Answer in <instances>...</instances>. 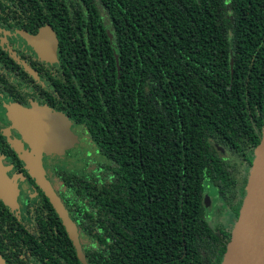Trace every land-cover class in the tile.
Segmentation results:
<instances>
[{"label": "trees", "instance_id": "16d2710c", "mask_svg": "<svg viewBox=\"0 0 264 264\" xmlns=\"http://www.w3.org/2000/svg\"><path fill=\"white\" fill-rule=\"evenodd\" d=\"M73 5L84 6L82 121L110 161L90 196L101 246L89 263L202 264V197L220 166L212 141L254 147L264 123V0ZM58 238L48 237L51 258Z\"/></svg>", "mask_w": 264, "mask_h": 264}, {"label": "flooded vegetation", "instance_id": "af4514ba", "mask_svg": "<svg viewBox=\"0 0 264 264\" xmlns=\"http://www.w3.org/2000/svg\"><path fill=\"white\" fill-rule=\"evenodd\" d=\"M76 1L60 4V0H0V159L17 190L15 209L2 201L4 206L0 205V256L5 264H81L72 242L74 256L67 255L68 234L19 157L21 151L16 148H30L8 116L7 107L11 105L45 106L70 120L78 142L62 155L43 156L41 165L45 178L77 227L87 263L90 264L91 252L100 261L99 207L97 201L91 205L90 196L99 192L105 177L103 165L110 161L82 121L86 106L83 102L86 90L82 84L85 22L84 6H74ZM36 44H40L41 51L42 44L47 46V51L41 52ZM48 44H51L49 50ZM90 74L95 77L100 73L97 75L91 69ZM88 143L90 147L82 150L81 157L74 158V151ZM212 143L220 166L206 180L202 197L211 235L198 248L202 264H213V253L223 244L226 248L258 144L252 147L242 143L230 148ZM48 237H59L64 243L63 249H53L57 255L52 258Z\"/></svg>", "mask_w": 264, "mask_h": 264}, {"label": "water", "instance_id": "95a60500", "mask_svg": "<svg viewBox=\"0 0 264 264\" xmlns=\"http://www.w3.org/2000/svg\"><path fill=\"white\" fill-rule=\"evenodd\" d=\"M38 45L40 44H36V47L41 51ZM50 45L48 44V50ZM42 46L44 49L41 52H46L47 46ZM7 109L13 127L19 131L30 148H16L21 151L18 153L20 159L52 204L80 263L88 264L80 245L77 227L45 178L41 165L43 156L62 155L66 149L78 142L70 128V120L64 114L41 105L31 108L11 105ZM16 197V183L8 177L7 169L0 159V200L9 208L15 209ZM0 264H5L1 256ZM220 264H264V123L260 140L254 149L245 195Z\"/></svg>", "mask_w": 264, "mask_h": 264}, {"label": "rangeland", "instance_id": "374dc122", "mask_svg": "<svg viewBox=\"0 0 264 264\" xmlns=\"http://www.w3.org/2000/svg\"><path fill=\"white\" fill-rule=\"evenodd\" d=\"M85 147H90V143H88V145H86V146H84V147H81V148L76 149V150L74 151V153H76L74 158H79V157H81V155L83 154V153H82V150H84ZM74 158H72V159H74ZM85 160H86V159H84L82 162L84 163Z\"/></svg>", "mask_w": 264, "mask_h": 264}]
</instances>
